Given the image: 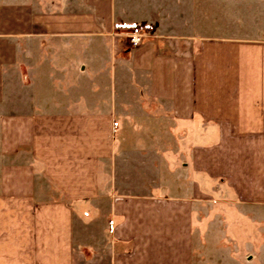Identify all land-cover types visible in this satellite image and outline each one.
Wrapping results in <instances>:
<instances>
[{"label": "crops", "instance_id": "0c3cea01", "mask_svg": "<svg viewBox=\"0 0 264 264\" xmlns=\"http://www.w3.org/2000/svg\"><path fill=\"white\" fill-rule=\"evenodd\" d=\"M0 264H264V0H0Z\"/></svg>", "mask_w": 264, "mask_h": 264}, {"label": "built area", "instance_id": "2783aa9c", "mask_svg": "<svg viewBox=\"0 0 264 264\" xmlns=\"http://www.w3.org/2000/svg\"><path fill=\"white\" fill-rule=\"evenodd\" d=\"M147 34L146 30L134 27L129 33H128V42L132 47H135L139 45L142 41V38Z\"/></svg>", "mask_w": 264, "mask_h": 264}, {"label": "rangeland", "instance_id": "374dc122", "mask_svg": "<svg viewBox=\"0 0 264 264\" xmlns=\"http://www.w3.org/2000/svg\"><path fill=\"white\" fill-rule=\"evenodd\" d=\"M126 99V98H125ZM122 112H124V117H127L128 115H129V110L128 109H124V110H122ZM241 225L244 227L246 224H245V222H241ZM240 225V226H241ZM247 227V229L249 230H251V228L249 227V226H246ZM251 257V256H250Z\"/></svg>", "mask_w": 264, "mask_h": 264}]
</instances>
